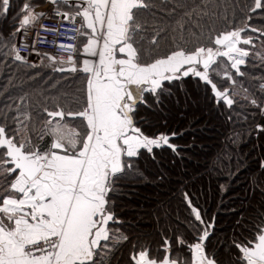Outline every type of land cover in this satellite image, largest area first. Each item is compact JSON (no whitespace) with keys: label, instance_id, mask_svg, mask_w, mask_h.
<instances>
[{"label":"snow or ice","instance_id":"obj_1","mask_svg":"<svg viewBox=\"0 0 264 264\" xmlns=\"http://www.w3.org/2000/svg\"><path fill=\"white\" fill-rule=\"evenodd\" d=\"M215 129L231 231L171 179ZM0 264H264V0H0Z\"/></svg>","mask_w":264,"mask_h":264},{"label":"trees","instance_id":"obj_2","mask_svg":"<svg viewBox=\"0 0 264 264\" xmlns=\"http://www.w3.org/2000/svg\"><path fill=\"white\" fill-rule=\"evenodd\" d=\"M15 0H13V4ZM14 10V9H13ZM222 129H215L213 132H205L203 135L210 137V139L204 141V147L200 149L199 147L195 149L201 154L199 157H193L190 161H187L185 165L180 167L177 170V174L174 175L171 179L173 181L182 180L189 184V188L194 184L196 189L201 191L203 195L199 198V203L209 212L211 215L212 212L218 214L219 225L218 227H223L228 231L231 229L228 227V210L232 207L229 204V198L234 196V193L229 192L227 195L221 197L219 192L218 185L220 183H225L224 178L217 179L216 173L212 174V180L209 181V177L205 172V168L208 166V163L212 156L218 151L217 145L223 141ZM191 138L189 137V140ZM201 141H197L199 145ZM251 145L240 146V154L243 156L249 151ZM246 173H242L239 177V183H234L233 187L239 190V184L244 183ZM202 178V179H201ZM134 187L140 189V191L145 192L144 195L147 199L135 204L127 214H124V219L128 221H133L139 224L140 227H146L150 221L147 216H143L145 211H150L160 206L164 202V206H167L169 200L172 201L173 208L176 207L177 200L174 198L178 194L175 191L169 190V185L161 183L159 185L155 183L144 184L143 182L132 183ZM129 185V186H130ZM178 187V185H173V188ZM126 193V190H125ZM126 195V194H125ZM123 195L121 197L124 202L123 212L128 208V199ZM221 199H223V204H221ZM219 205V207H218ZM220 208L227 210L225 212L220 211ZM143 216V219L141 217Z\"/></svg>","mask_w":264,"mask_h":264},{"label":"rangeland","instance_id":"obj_3","mask_svg":"<svg viewBox=\"0 0 264 264\" xmlns=\"http://www.w3.org/2000/svg\"><path fill=\"white\" fill-rule=\"evenodd\" d=\"M126 198L128 199V208L124 210V214H127V211L130 210L135 204L147 199L144 195L146 194L143 191H140V189L134 187L133 185H130L126 189ZM220 211L225 212L227 210H224L220 208Z\"/></svg>","mask_w":264,"mask_h":264},{"label":"built area","instance_id":"obj_4","mask_svg":"<svg viewBox=\"0 0 264 264\" xmlns=\"http://www.w3.org/2000/svg\"><path fill=\"white\" fill-rule=\"evenodd\" d=\"M44 23H47L49 27H56L55 22L44 21ZM52 35H53V33H51V32L45 33L43 31H40L39 32V36L40 37L48 36L49 39L47 40V42H43V41L38 42L36 44V47L39 48V49H41V50H46L48 52H51L53 54L58 53L59 52V49L53 47V41L51 39Z\"/></svg>","mask_w":264,"mask_h":264}]
</instances>
